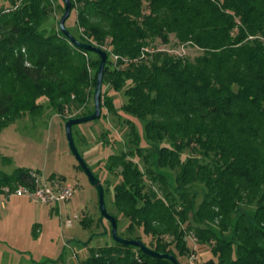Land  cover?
<instances>
[{"label":"trees","instance_id":"obj_1","mask_svg":"<svg viewBox=\"0 0 264 264\" xmlns=\"http://www.w3.org/2000/svg\"><path fill=\"white\" fill-rule=\"evenodd\" d=\"M3 1L10 6L0 10V131L35 121L45 107L92 113L100 56L60 30L64 2ZM71 1L69 31L109 52L101 114L108 124L97 142L111 153L88 164L119 234L180 264L195 251L189 238L210 247L217 264H264V0ZM185 47L200 54L176 52ZM31 183V169H0V192ZM81 223L88 228L92 219ZM82 264L173 263L113 239L90 248Z\"/></svg>","mask_w":264,"mask_h":264},{"label":"rangeland","instance_id":"obj_2","mask_svg":"<svg viewBox=\"0 0 264 264\" xmlns=\"http://www.w3.org/2000/svg\"><path fill=\"white\" fill-rule=\"evenodd\" d=\"M59 2L63 4L62 0ZM4 4L10 6L9 2L0 0V10ZM61 16L62 13L57 14L58 18ZM161 47L171 49L173 46ZM176 52L200 54L192 47L176 48ZM114 95L115 104L120 106L124 99L120 94ZM43 101L46 105L47 101ZM106 111L103 108V113ZM68 117H72L70 112L60 115L45 107L44 115L35 121L27 116L0 131V169L11 173L17 168H28L42 172L48 179L76 186L74 197L60 203L59 211L56 205L41 204L25 196H16L23 200L21 204L9 203L6 210L0 207V264H82L90 248L113 242L109 221L101 220L98 192L70 149L65 131ZM107 124L108 118L102 116L76 125L77 144L91 166L111 153L109 147L97 142L101 129ZM82 133L90 138V143L82 139ZM115 134L119 136L118 132ZM103 176L106 177L104 173ZM110 197L107 195L109 206ZM91 219L90 228L81 223ZM93 233L98 235L92 238ZM86 241L88 245L83 244ZM188 244L195 251L188 258L181 257V264H217L218 259L210 247H198L191 238Z\"/></svg>","mask_w":264,"mask_h":264},{"label":"water","instance_id":"obj_3","mask_svg":"<svg viewBox=\"0 0 264 264\" xmlns=\"http://www.w3.org/2000/svg\"><path fill=\"white\" fill-rule=\"evenodd\" d=\"M62 1L64 2V5H65L64 13L59 20V28L62 31V33L75 46H77L83 50H87V51L97 53L100 56V64L98 67L96 86H95V90H94V111L92 113L84 115V116L70 117L65 122V131H66V136H67L69 146H70L72 153L76 157V159H77L79 165L81 166V168L83 169V171L86 173L90 183L95 187V189L98 192L99 210L101 213V219L102 220L106 219L107 221H109V223L111 225V233H112L113 239L115 241L122 243V244L134 245V246L140 248L145 253H147L153 257L166 258V259H169L170 261H172L173 264H180L178 259L173 254L158 252V251L148 247L140 239H129V238L122 237L119 234L117 218L114 215H112L108 211V208H107L106 196H105V187H104L102 181L100 180V178L95 175V173L91 169V167L88 164V162L86 161L85 157L81 154V152H80V150L76 144L74 133H73V126L77 125V124L89 122V121H94V120L99 119L101 117L104 71H105V67L107 64V60L109 58V52L100 46L80 41L69 31V29L66 26V21L71 15L72 1L71 0H62Z\"/></svg>","mask_w":264,"mask_h":264},{"label":"built area","instance_id":"obj_4","mask_svg":"<svg viewBox=\"0 0 264 264\" xmlns=\"http://www.w3.org/2000/svg\"><path fill=\"white\" fill-rule=\"evenodd\" d=\"M7 196H25L41 204L59 205L70 201L76 192L73 183H64L61 180L48 179L42 172L32 171L31 184H19L2 187Z\"/></svg>","mask_w":264,"mask_h":264},{"label":"crops","instance_id":"obj_5","mask_svg":"<svg viewBox=\"0 0 264 264\" xmlns=\"http://www.w3.org/2000/svg\"><path fill=\"white\" fill-rule=\"evenodd\" d=\"M23 197L24 196H21V198H23ZM16 198H17L16 196H7L1 191L0 192V207L3 208L4 210H6L7 206L9 205V203L21 204L23 202V200L20 197L17 198V199ZM55 208L59 211L60 210V204L56 205Z\"/></svg>","mask_w":264,"mask_h":264}]
</instances>
